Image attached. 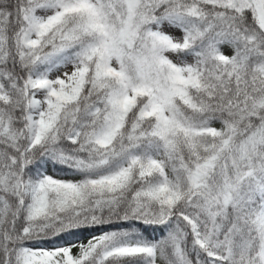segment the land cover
<instances>
[{"label": "snow or ice", "instance_id": "obj_1", "mask_svg": "<svg viewBox=\"0 0 264 264\" xmlns=\"http://www.w3.org/2000/svg\"><path fill=\"white\" fill-rule=\"evenodd\" d=\"M0 264H264V0H0Z\"/></svg>", "mask_w": 264, "mask_h": 264}]
</instances>
